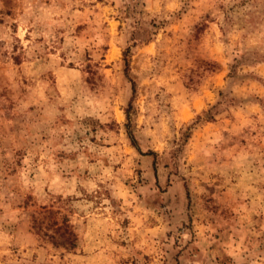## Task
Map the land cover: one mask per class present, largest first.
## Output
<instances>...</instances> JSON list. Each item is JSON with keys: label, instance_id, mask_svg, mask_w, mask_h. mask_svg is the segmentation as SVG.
Returning a JSON list of instances; mask_svg holds the SVG:
<instances>
[{"label": "rangeland", "instance_id": "374dc122", "mask_svg": "<svg viewBox=\"0 0 264 264\" xmlns=\"http://www.w3.org/2000/svg\"><path fill=\"white\" fill-rule=\"evenodd\" d=\"M0 264H264V0H0Z\"/></svg>", "mask_w": 264, "mask_h": 264}, {"label": "trees", "instance_id": "16d2710c", "mask_svg": "<svg viewBox=\"0 0 264 264\" xmlns=\"http://www.w3.org/2000/svg\"><path fill=\"white\" fill-rule=\"evenodd\" d=\"M123 57H124V65L126 66V60H125V58H126V52L125 53H123ZM125 73H126V67H125ZM131 90H133V87H132V85H131ZM126 120H128V115H127V113H126ZM127 134H128V138H129V140H133L132 139V137H131V135H130V133L129 132H127Z\"/></svg>", "mask_w": 264, "mask_h": 264}]
</instances>
